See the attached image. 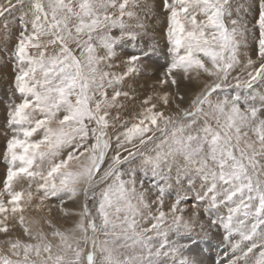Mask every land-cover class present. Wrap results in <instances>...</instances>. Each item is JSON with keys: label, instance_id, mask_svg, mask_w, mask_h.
I'll use <instances>...</instances> for the list:
<instances>
[{"label": "snow or ice", "instance_id": "6c2138e0", "mask_svg": "<svg viewBox=\"0 0 264 264\" xmlns=\"http://www.w3.org/2000/svg\"><path fill=\"white\" fill-rule=\"evenodd\" d=\"M250 7L240 4L233 9L231 0H161L171 61L157 84L170 85L174 91L144 98L135 113L138 122L129 126L121 113L127 107L124 101L135 104L136 97L122 90V84L139 72L141 61L155 48L130 55L120 73L106 69L113 67L114 46L125 38L135 40L133 29L145 27L141 13L155 15L154 3L0 0V18L19 13L20 23L12 52L13 86L20 101L10 106L7 119L12 135L4 153L8 167L0 190V233L6 235L0 240V264H203L187 254L196 243L192 233L198 213L185 219L184 197L177 194L166 213L165 187L153 184L157 211H149L148 227L140 224L150 206L136 158L147 144L155 143L157 132L161 136L156 154L143 158L144 167L158 176L182 157L184 171L193 167L202 177L193 207L206 202L207 227L224 230L223 241L232 253L229 264H264V97L259 104L255 97L242 99L239 93L212 99L218 90L264 86V0H258L252 29L240 16ZM117 28L120 36H112ZM253 29H258V37L253 32L255 59L247 38ZM238 68L240 74L233 76ZM203 75L211 82L203 83L189 108L180 109L181 81L199 84ZM173 103L179 112L166 115L162 109ZM201 117L203 125L193 134L191 129ZM106 158L109 162L102 169ZM21 180L28 187L16 190ZM80 195L82 209L72 213L66 200ZM89 199L94 201L95 215ZM29 207L47 212L43 222L49 232L39 226L40 221L25 216ZM221 207L227 208L226 215L220 214ZM54 210L79 219L74 227L61 230L50 219ZM17 223L26 239L8 235ZM169 233L179 240L171 241ZM154 237L159 238L155 247ZM121 249H131L132 254Z\"/></svg>", "mask_w": 264, "mask_h": 264}, {"label": "rangeland", "instance_id": "374dc122", "mask_svg": "<svg viewBox=\"0 0 264 264\" xmlns=\"http://www.w3.org/2000/svg\"><path fill=\"white\" fill-rule=\"evenodd\" d=\"M148 2L154 3L156 5L155 15L143 17V13H141L145 27L142 29H133L137 33L135 40L125 38L123 41L114 46L115 55L110 61L113 67L106 70L120 73L123 70L121 68V64H124L126 68V61L130 55L139 54L141 50L150 51L154 47L155 51L151 52L150 55L143 58L140 63L139 72L133 74L132 76L136 77L137 75L136 79L139 81V88H141V86L143 88L144 86L146 87V89H150L155 92L156 90H161L162 87L167 86V84H165L161 87L157 84V81L161 79V74L169 65L171 56L168 51L170 45L168 44L166 35V14L161 11V0H148ZM231 3L233 9H235L240 4L251 6L247 13L241 12L240 16L243 17L245 21H247L248 27L252 29V26L255 23V18L258 15V0H231ZM18 15L19 13H14L8 15L6 18H0V190H2L3 188V181L5 179L8 167L6 161L4 160V153L6 151L7 140L12 135V129L7 123L8 111L13 103L20 101V96L19 94L15 93V89L13 86L16 69L14 67L15 61L12 58V52L16 43V37L20 31ZM233 18H235V12L233 13ZM5 23L8 24L7 30H5L4 28ZM129 23L134 25L136 21L132 20ZM253 32L258 37V29H253L252 32H249L247 34V38L249 45L248 51L255 59L256 43L255 39L253 38ZM110 34L112 36L119 37L120 29H113ZM73 47H75V45H73ZM77 52V55H79V50H77ZM98 53L102 55L104 53V50L102 48L98 49ZM177 78H180L179 73H177ZM200 81L201 83H194L193 85H189L187 82L181 81V89H183L182 91H184V96L190 98V94L193 93L194 90L200 91L203 87V83L211 82V78L203 75L200 77ZM128 91L132 94L134 89H130ZM109 92H111V90H109ZM238 93L241 95L242 99H251L255 97L257 104H259L260 98L264 97V86H256L254 90L222 89L218 90V94H213L212 99L213 101H215L217 99H222L224 95H228L229 97H231L232 95H236ZM136 102H140V100L138 99ZM165 111L168 113L166 115H173L178 113V109L172 108L171 106L170 108H166ZM136 112L137 111L130 110V112L122 114L123 119L129 121V126L131 125L132 121H138L135 118ZM60 115L62 116L63 113H61ZM203 120L204 118L201 117L199 119V122L197 121V123L193 126V128L191 129L193 134H195L194 131H196V128H200L198 123H203ZM209 122L213 127L216 126L214 120H210ZM155 136L157 138L155 143H151L150 145L147 144L144 149H142V156L136 158V166H138L137 174L140 179L144 180L145 189L147 190V202L150 206V209L144 210L145 219L143 220H148L149 211L152 214H155L157 211V205L153 203V201L157 199L158 192L157 189L152 187L153 184H158L161 187H165L164 205L162 210L166 213L169 211L171 205L175 202L177 194H179L180 196L184 197V201L181 207H184L185 209L183 213L185 219H191L194 212L198 213V220L195 224V230L192 233V236L195 238L196 243L193 247V251L187 254L199 260H202L203 264H229V260L232 258V253L229 249L228 244L223 241V237L225 235L224 230L215 228L209 229L207 227L209 224V214H206L205 212V208L207 206L206 202H202L198 207H193V205L197 203V193L202 190V177L195 172L193 167H187V171L185 172L184 169L186 168V165L184 161H180L179 163L172 161V163H169L167 167L163 168L162 174L158 176H153L152 172L144 167L143 158L147 156H155L157 151L156 149L160 143L159 138L161 134L157 132ZM249 136L252 139H255L254 133L249 132ZM39 138V136L34 137V139ZM110 154L111 153H109V155ZM61 155L62 157L66 156V152L62 153ZM108 162L109 161L106 158L105 164L102 166V169L103 167L107 166ZM125 167H127V165H125ZM189 179L192 180V184H189ZM102 186L103 185L99 187ZM15 187L16 190H21L22 188H27L28 184L26 181L21 180ZM99 187L97 188V191H99ZM33 191H35V185H33ZM21 203L23 204V201ZM51 203L58 202L53 200L51 201ZM88 206L92 211V214L95 215L96 213L94 201L92 199H89ZM65 207H67L72 213L81 211V208L79 207V204L77 202V197L73 200H66ZM219 211L220 214H227V208L221 207ZM25 216L40 221L39 226L42 227L45 232L50 231L47 224L43 222V218L48 216L47 212H38L33 207H29L25 211ZM50 219H52V222L58 228H60L61 230H65L74 227L79 217L75 214L64 216L63 214L54 210ZM143 220L140 221L141 226L143 225ZM97 223H99L98 219ZM201 223L205 225V228L203 230H201L200 228ZM148 226L149 225H147L146 227ZM8 235L12 238L26 239V237H24L23 235V229L19 226L18 223L10 227ZM89 235H91L90 232ZM98 238L101 240L105 239L103 234H99ZM169 238L173 242L179 240V237L177 236H175L174 239L169 235ZM4 239H6V235L0 233V240ZM49 239H51V237H49ZM186 242L187 241L185 240H180V243ZM154 243L155 242L152 241L153 246H157V244ZM90 248L91 244H89L88 251L90 250ZM259 250L260 249H257V252H259ZM121 252L127 255L132 254V251L131 253L127 252V249H121ZM96 258L97 261L101 260L102 258L99 251H97ZM121 259H124L123 255H121ZM161 259L163 260L165 258ZM167 259L170 262L171 258Z\"/></svg>", "mask_w": 264, "mask_h": 264}, {"label": "bare ground", "instance_id": "6f19581e", "mask_svg": "<svg viewBox=\"0 0 264 264\" xmlns=\"http://www.w3.org/2000/svg\"><path fill=\"white\" fill-rule=\"evenodd\" d=\"M78 53V52H77ZM118 68V67H117ZM116 68V69H117ZM121 68L123 69L122 71H124V69H126L125 68V65L124 64H121ZM121 71V72H122ZM240 74V69L238 68V69H236L233 73H232V75L233 76H236V75H239ZM136 77H137V75H136ZM136 77L135 76H130V77H128V78H126L125 79V81L123 82V84H122V90H124V91H128V90H130V89H134V91L132 92V95L134 94V96L136 97V100H135V104H132L131 102H129V101H124L125 103H126V105H127V107H126V109L125 110H129V111H122V113L121 114H124V113H126V112H130V110H132V111H140L141 109H140V103H141V101L144 99V98H146L148 95H154L156 92H163V91H165V90H167V91H174V89H172L171 88V86L170 85H167L166 87H162V89L160 90H156L155 92L154 91H152V90H150V89H146V87H144L143 86V88H142V86H141V88H139L138 87V85H139V81L136 79ZM229 81L231 82V83H235V81L234 80H232V78L230 77L229 78ZM183 89H181V91H182ZM182 92H184V91H182ZM197 92H199L198 90H194V92L193 93H191L190 94V98H188V97H186V96H184V99H183V101H178V103L180 104V109H187V108H189L190 107V102H191V100L194 98V96H195V94L197 93ZM193 94V95H192ZM189 96V95H188ZM122 101H123V97H121L120 98ZM140 100V102H136L137 100ZM170 106L172 107V108H176V106H175V104L173 103V104H170L167 108H170ZM157 107H158V109L159 108H162V106L161 105H157ZM165 109L166 108H163L162 110L165 112V114H168L166 111H165ZM177 109V108H176ZM176 112V111H175ZM177 112H179V110L177 111ZM115 113V110H113V114ZM134 121H132L131 123H133ZM136 122H138V121H136ZM198 122H199V120H198ZM198 125L201 127L202 125H203V123L202 122H200V123H198ZM197 126V125H196ZM198 129H199V127H198ZM197 128L195 129L196 131L198 130ZM120 131H123V129L121 128V129H119ZM196 131H194L195 132V134H196ZM108 132H109V135H112V133H113V129L110 127L109 129H108ZM154 144V143H153ZM148 145H150V144H148ZM144 149V148H143ZM157 150V149H156ZM111 155V154H110ZM179 159V160H178ZM174 162H177V163H179L180 161H183V158L182 157H178V158H176L175 160H173ZM172 163V162H171ZM166 169V168H165ZM172 169V168H171ZM163 171V170H162ZM164 175V174H163ZM103 187V186H102ZM77 202H78V204H79V207L82 209V206H83V202H84V200H83V195H80V196H78L77 197ZM165 209V208H164ZM78 220V219H77ZM74 222V221H73ZM142 227H146L147 225H149V223H148V220L146 219L145 221L143 220V222H142ZM174 233H169V235H170V237L171 238H174L175 239V234L173 235ZM159 240V238H157V237H154L153 238V242H155L154 244H157V241ZM171 240V239H170ZM175 241V240H174ZM129 243H131V241H129ZM88 248H89V245H87V246H85V253L88 251ZM138 251H139V249H137ZM136 250V251H137ZM131 249H127V252H130L131 253ZM131 255V254H130Z\"/></svg>", "mask_w": 264, "mask_h": 264}]
</instances>
